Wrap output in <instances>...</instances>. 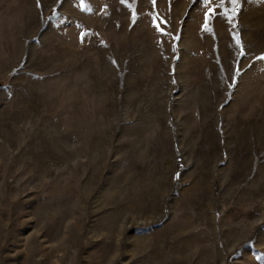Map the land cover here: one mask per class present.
<instances>
[{
    "label": "rangeland",
    "instance_id": "obj_1",
    "mask_svg": "<svg viewBox=\"0 0 264 264\" xmlns=\"http://www.w3.org/2000/svg\"><path fill=\"white\" fill-rule=\"evenodd\" d=\"M0 264H264V0H0Z\"/></svg>",
    "mask_w": 264,
    "mask_h": 264
},
{
    "label": "snow or ice",
    "instance_id": "obj_2",
    "mask_svg": "<svg viewBox=\"0 0 264 264\" xmlns=\"http://www.w3.org/2000/svg\"><path fill=\"white\" fill-rule=\"evenodd\" d=\"M123 2V0H122ZM206 2H208V0H206ZM211 2L215 3L216 0H211ZM233 3H238V0H232ZM211 15V10H209V12H207L205 14V23L204 25L202 26L203 27V30L207 31L210 27V23H209V16ZM228 19L231 21L232 17H228Z\"/></svg>",
    "mask_w": 264,
    "mask_h": 264
}]
</instances>
